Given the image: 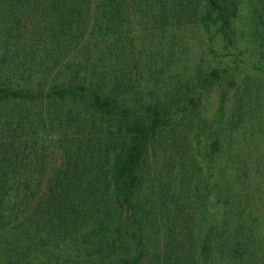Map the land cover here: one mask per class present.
Returning a JSON list of instances; mask_svg holds the SVG:
<instances>
[{
  "label": "trees",
  "instance_id": "trees-1",
  "mask_svg": "<svg viewBox=\"0 0 264 264\" xmlns=\"http://www.w3.org/2000/svg\"><path fill=\"white\" fill-rule=\"evenodd\" d=\"M0 1L11 13L38 7L44 20H56L57 42L77 40L80 50L101 38L105 15L135 27L134 15L160 32L194 25L206 36L202 60L146 95L134 92L132 68H0V264H253L264 257L256 215L264 186L252 182L264 154L222 164L223 135L235 111L240 117L234 102L249 77L264 79V0H246L240 24L244 0ZM229 50L237 53L232 65L214 62ZM157 142L184 149L189 163L185 190L169 205L149 197L147 157ZM224 177L240 186L230 191L237 199L220 187Z\"/></svg>",
  "mask_w": 264,
  "mask_h": 264
},
{
  "label": "rangeland",
  "instance_id": "rangeland-1",
  "mask_svg": "<svg viewBox=\"0 0 264 264\" xmlns=\"http://www.w3.org/2000/svg\"><path fill=\"white\" fill-rule=\"evenodd\" d=\"M244 1L245 3L243 2L244 4L241 5L238 14L239 24L245 18L248 9L247 1ZM37 10H39L38 7L26 10L18 6L11 13L7 9V5L0 1V68L5 70L6 68H34L36 72L39 68L62 67L80 70V68H93L94 66L100 68L101 66L110 71L116 68L119 73H123L127 69L130 71L132 68V72L136 70L139 73L134 76L136 79L129 77L131 85L134 86V92L146 95L148 92L143 90L148 88L150 91L154 83H157L156 87L159 86L161 90L169 85L173 86L177 80H181L188 73L189 68L202 60V46L206 41V36L198 32L194 25L190 28L181 25L176 32H170L169 29L172 28L167 25L168 30L166 31V28L165 32H160L155 23L149 21L145 25L144 19L134 15L132 20L135 21V27L128 26L125 21H117V24L114 25L112 18L105 15L101 38L94 40L92 38L80 50L77 40L70 41L68 45L67 41L64 44L58 43L59 29L54 30L56 20H44L38 14L41 11L37 12ZM239 24L236 23V26ZM175 28L176 26L173 27V29ZM129 30L130 33L127 35L126 32ZM72 31L73 28L70 32ZM70 32L65 31L67 34ZM128 42L132 48L128 47ZM74 45L76 46L75 50L70 53L69 50ZM78 47L80 51L76 54ZM116 47L121 48L117 52V57L114 55ZM66 52L69 54L67 55ZM226 52L219 53L214 58V62L232 65L236 59L231 55L236 52L232 50ZM72 54L73 56H71ZM96 61L97 65L91 63ZM204 105L208 116H211L216 108L215 96L207 98ZM234 108H239L240 117L236 115L235 111V115L231 116V125L223 135V149L226 153L234 152V157L227 159L225 153L226 158L222 160V164L225 166H241L244 162L249 163L247 158H250L251 155L254 156L257 152L264 154V79L258 80L249 77L243 87L240 101L234 102ZM103 126L106 129V126ZM4 140V135L0 134V144H3ZM183 150L176 151L167 147L166 143L157 142L147 157L148 169H146V173L150 176L148 179L153 187L149 197L156 199L154 202L156 206L160 202H167L169 205L171 198L178 197L179 189L183 192L185 190L188 179V174L185 175V172H188L187 165L189 163ZM54 154H56L54 159L57 160V152ZM248 165L250 166V164ZM252 173L254 174V171ZM255 175L252 182L256 186L259 185L260 188L263 187L264 169ZM221 184L220 187L224 185V189H222L224 193L230 194L231 191V194H235L240 188L237 183L233 182V178L228 181V178L224 177ZM231 194L229 196L232 199L238 198ZM262 198L264 199V197ZM240 203L247 214L246 203L242 201ZM257 210V212L254 211L258 213L256 215L260 222L257 228L262 233L264 232V209L258 208ZM185 250H188V247H185ZM259 260L256 257L254 259L256 263L253 264H264V257ZM174 263L173 260H169V262L160 264ZM184 263L192 264L190 261H184ZM140 264H156V262L154 259L150 261L146 259Z\"/></svg>",
  "mask_w": 264,
  "mask_h": 264
}]
</instances>
